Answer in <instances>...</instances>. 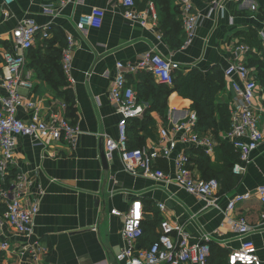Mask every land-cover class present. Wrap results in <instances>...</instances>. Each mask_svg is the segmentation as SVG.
I'll list each match as a JSON object with an SVG mask.
<instances>
[{
    "label": "crops",
    "instance_id": "obj_1",
    "mask_svg": "<svg viewBox=\"0 0 264 264\" xmlns=\"http://www.w3.org/2000/svg\"><path fill=\"white\" fill-rule=\"evenodd\" d=\"M192 1L201 14L200 24L195 38L188 45L182 24L178 37L184 44L177 49L171 47L169 37L165 35L157 5L158 21L154 22L149 15L144 26L125 17L121 0H70L64 6L57 0H14L10 4L0 0V77L5 75L3 62L6 51L25 55L27 62L21 76L29 78L33 87L22 89V97L38 104L44 116H49L53 111L65 115L82 132L74 147L62 141L46 147L36 146L31 138L18 137L14 167L32 181V198L40 200V211L35 217L30 236L17 234L5 216L0 215V236L9 239L11 244L9 251L0 252V264H126L117 260V255L126 245L122 236L125 217L112 214V210L126 214L136 201H141L143 207L144 234L138 243L140 246L153 243L160 234L161 220L169 218L172 222L184 224L192 243L201 242L204 235L209 234L213 263L228 264L229 254L241 246L240 234L233 228L230 219L245 216L253 229L250 239L256 243L264 262V225L261 221L264 205L254 195L239 203L234 211L227 209L229 199L237 194L255 191L264 183V140L253 151L251 162L238 183H230L233 176L221 174V188L211 200L188 193L175 181H158L127 172L119 153L112 158L107 157L108 168L104 167L100 156L101 149L106 152V136H119V107L109 95L118 74V62L136 64L144 53L157 51L179 63L181 71L188 72L197 67L208 73L220 67L225 75L226 67L237 60L235 46L245 43L241 34L250 27L257 28L261 41L264 20L259 18V14L257 18L254 17L251 6L256 4L260 12L264 0H244L240 4L235 0H223L224 9L213 13L209 0ZM174 4L180 6L178 0H174ZM96 7L104 9L106 13L102 25L80 31V17ZM146 7L145 0H137L139 10ZM4 11L9 13L8 17L4 16ZM26 20H34L42 27L48 26L50 39L55 35L64 36L67 40L69 36L73 37V80L67 79L68 84L57 85L61 82L60 73L57 79L56 74L52 76L53 68L46 65L48 77L53 78L54 84L39 78L32 65L38 58H32L28 51L13 44L14 30ZM42 39L39 35L35 43V51L40 52V59L47 56L46 48H38ZM250 52L261 55L256 48H251ZM250 52L245 55L246 58ZM45 61L48 62L49 58ZM138 73L128 72L126 75L137 95L138 84L146 80L144 74ZM224 79V87L216 97V104L231 107L234 92L230 79L226 76ZM66 89L74 96L73 117L62 95ZM7 96L6 89L0 83V97ZM64 103L66 107L62 108ZM139 103L144 108L139 119H143L149 109L154 121L151 134L147 135L148 145L160 140L162 127L173 130L176 124L196 112L194 101L176 91L168 98L167 123L159 112L150 109L151 98H142ZM18 116L27 120L30 111L21 107ZM260 126L264 134V114L260 116ZM201 133L212 136L215 141L214 155L210 156L215 171L223 170L227 163L237 162L238 152L224 140L225 130L222 127L217 132L208 129ZM195 149L199 148L193 144L179 143L172 157L175 158L182 151L190 156L193 154L194 173L202 177ZM52 152H56V155L51 156ZM173 158L159 162L170 176L174 175ZM159 203L166 205L165 211L159 208ZM36 242L45 247L47 253L32 260L30 255L22 254L21 248ZM218 254H222V258H216Z\"/></svg>",
    "mask_w": 264,
    "mask_h": 264
},
{
    "label": "built area",
    "instance_id": "obj_2",
    "mask_svg": "<svg viewBox=\"0 0 264 264\" xmlns=\"http://www.w3.org/2000/svg\"><path fill=\"white\" fill-rule=\"evenodd\" d=\"M14 0H4L10 4ZM62 6L70 0H57ZM242 3L244 0H235ZM124 15L131 21L146 25L149 15L154 22L158 21V13L154 1L147 3L144 10L137 8L135 0H121ZM183 14V29L186 34V45L190 44L196 36L200 24L201 14L196 10L192 0H178ZM211 13L224 9L223 0L211 1ZM255 18L259 14V7L251 6ZM210 13V14H211ZM105 10L93 8L91 12L82 15L78 22L80 31L88 27H100L103 23ZM4 16L9 13L4 11ZM232 22V21H231ZM49 38L51 35L48 26L38 25L34 20H26L13 32V44L23 50L32 48L38 36ZM264 46V31L260 32ZM68 43L63 52V69L69 81H72V52L74 48L73 37H68ZM251 47L246 43H238L234 52L237 60L231 62L225 69V76L230 79L234 92L233 103L230 110L231 126L224 133V140L233 145L239 154V160L234 164L233 171L243 175L251 162L253 151L259 148L264 140L260 126V116L264 114V87L258 82L256 70L248 66L246 57ZM27 62L26 56L6 51L3 69L5 75L0 77V83L6 89L8 96L0 97V179L5 182L14 167V152L17 139L20 136L31 138L36 146L47 145L62 141L72 147L75 146L78 136L82 133L80 127L72 123L63 114L53 111L44 116L41 107L31 101L25 100L21 90H29L33 83L29 78L21 76ZM118 74L113 81L109 95L110 99L119 107L118 138L106 136V154L112 158L119 153L127 172L138 176L143 175L158 181H175L188 193L205 200L213 199L221 188L216 178L204 179L197 176L193 170L191 156L185 151L174 155L179 143L193 144L209 156L214 155L215 141L212 136L201 133L197 129L198 114L192 112L182 122L175 125L173 130L162 127L160 140L154 145L140 148H131L128 137V123L133 118H140L144 113L143 106L138 102L134 87L127 80L128 72L149 71L156 80L172 85L173 73L181 69V65L167 58L157 51H149L142 55L136 64L125 65L117 63ZM260 102L256 104L255 102ZM25 107L30 111L27 120L18 116V110ZM65 103L62 108H65ZM50 154V153H49ZM51 153V156H55ZM174 160V175L167 174L159 165L161 159ZM32 181L24 172L16 171V177L10 187H0V199L7 207L4 216L7 222L19 235L30 236L34 229V220L40 211V200L32 198ZM256 195L264 205V183L255 191L237 194L229 199L227 209L234 211L239 203H243ZM162 211L166 210L164 203L158 204ZM112 214L124 215L125 222L122 236L125 239V248L117 255L118 261L126 264H211L212 254L211 237L204 235L201 242L192 243L191 236L184 224L172 222L164 218L160 222V234L149 246H140L138 243L144 234L142 226L143 207L141 201H136L128 211L123 214L112 210ZM233 228L238 231L241 246L229 254V264H264L256 243L250 239L252 226L245 216L232 217ZM261 221L264 225V210L261 212ZM11 247L10 240L0 236V252H7ZM22 254L30 255L35 260L47 253V249L39 242L27 244L21 248Z\"/></svg>",
    "mask_w": 264,
    "mask_h": 264
},
{
    "label": "trees",
    "instance_id": "obj_3",
    "mask_svg": "<svg viewBox=\"0 0 264 264\" xmlns=\"http://www.w3.org/2000/svg\"><path fill=\"white\" fill-rule=\"evenodd\" d=\"M137 3V0H135ZM154 1L158 6L159 17L162 18V28L165 31V35L169 37V42L172 48H181L184 44V41L178 37L182 24H183V14L181 6L174 4V0H145V2ZM210 2L212 0H209ZM259 18L264 20V6L260 8ZM242 41L249 44L251 48H256L259 54L251 53L246 58L248 66H251L256 70V76L258 82L264 87V47L262 42L258 38V29L250 27V29L243 33ZM54 38V39H53ZM52 39L44 38L42 43L38 45V48H46L47 56H40L36 50L35 45L28 50L32 58H38V61L32 62L34 64L35 70L39 78L44 79L52 84L53 78H49V72L47 71L46 66L53 68L52 76L54 74L58 75L60 73V84L57 85H66L67 77L63 69V52L67 46L66 37H57L55 35ZM57 43H60L57 47ZM37 54V55H36ZM49 58V61L45 60ZM138 74H144L146 80L141 82L137 86L138 90V102L142 99H152V106L150 109H155L164 119V122L167 123V109H168V98L170 94L174 91L178 92L182 97L189 98L194 101V108L198 114V124L197 129L199 131L205 132L208 129H213L217 132L219 127H222L225 132L230 129L231 119H230V110L231 107L228 104H216V97L219 91L224 87L225 79L224 72L219 68L213 69L208 73H205L194 67L188 72L181 70H176L173 73L174 82L172 85H167L161 82H157L153 74L149 71H139ZM59 82V81H58ZM57 82V83H58ZM130 84V83H129ZM64 96L65 103L67 104L68 110L73 114V105H74V96L69 90L62 92ZM148 111V112H147ZM146 111V114L143 119L133 118L128 123V137L129 145L131 148H140L148 145L147 135L151 134V126L153 125V117L149 113V109ZM72 123H75L71 121ZM188 153V152H186ZM194 153L196 154V160L199 164V167L202 171V178L211 179L216 178L219 181L221 180V174L233 176V180L230 182L240 181L241 175H235L233 173V167L235 163H227L223 170L215 171V168L211 166V157L205 154L201 149H195ZM239 160V154L237 155V161ZM192 164L195 161L194 155L191 156ZM193 168V167H192ZM16 169L12 168L11 174L7 176L5 182L0 179V187H10L12 181L16 177ZM211 171V172H210ZM221 183V182H220ZM6 205L0 199V215H4L6 212ZM143 226V224H142ZM144 230V229H143ZM143 237V236H142ZM158 238V237H157ZM212 249V246H211ZM213 251V249H212ZM216 258H222V254H218ZM211 264L213 263V254L210 258ZM224 264V263H222ZM229 264V263H228Z\"/></svg>",
    "mask_w": 264,
    "mask_h": 264
},
{
    "label": "water",
    "instance_id": "obj_4",
    "mask_svg": "<svg viewBox=\"0 0 264 264\" xmlns=\"http://www.w3.org/2000/svg\"><path fill=\"white\" fill-rule=\"evenodd\" d=\"M100 156H101L102 162L104 164V167L108 168V158H107V154H106L105 150L101 149Z\"/></svg>",
    "mask_w": 264,
    "mask_h": 264
}]
</instances>
